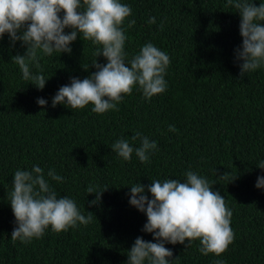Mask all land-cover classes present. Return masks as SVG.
Wrapping results in <instances>:
<instances>
[{"label": "trees", "instance_id": "16d2710c", "mask_svg": "<svg viewBox=\"0 0 264 264\" xmlns=\"http://www.w3.org/2000/svg\"><path fill=\"white\" fill-rule=\"evenodd\" d=\"M259 6L264 0H252ZM132 9L124 23L126 62L151 42L170 57L166 91L151 99L139 86L124 95L118 110L104 114L52 106L59 88L73 77L83 80L97 69L99 45L79 35L71 53L40 55L47 80L43 90L23 79L12 62L26 46L15 44L6 33L0 39V264H127V251L137 237L158 242L143 231L145 213L131 206L130 186H147L152 180H186L189 170L214 183L232 210L234 240L220 256L203 255L200 242L165 243L173 252L171 264H264V189L257 188L264 176V66L241 77L236 49L242 46L241 17L227 0H121ZM63 13H61V17ZM150 17L156 18L150 24ZM134 19L135 26L127 27ZM163 22V30L160 25ZM70 33L71 29H65ZM19 34V33H18ZM83 66L88 67L85 69ZM33 73L39 71L30 65ZM47 101L41 107L37 100ZM173 125L176 131H169ZM139 132L157 148L142 163L133 153L130 161L119 157L111 146ZM44 176L57 197L75 200L92 221L63 232L49 226L42 237L29 243L11 240L17 227L8 193L17 170L33 166ZM63 177L52 180L49 170ZM231 172L229 179L219 176ZM236 179L229 183L232 177ZM89 185L103 191L89 194ZM88 211V212H87ZM178 258V259H177Z\"/></svg>", "mask_w": 264, "mask_h": 264}, {"label": "clouds", "instance_id": "9594fccd", "mask_svg": "<svg viewBox=\"0 0 264 264\" xmlns=\"http://www.w3.org/2000/svg\"><path fill=\"white\" fill-rule=\"evenodd\" d=\"M227 4L241 17L243 41L236 49V58L243 61L239 65L243 77L264 66V3L256 6L252 0H227ZM131 15V7L121 0H0V39L7 33L13 45L16 41L23 42L26 52L13 56L11 61L19 66L23 79L31 81L30 84L40 90L48 80L39 63L41 54L71 53L70 45L78 35L84 41L91 40L101 46L96 50L97 58L102 54L107 63L101 64L96 59L92 66L97 71L88 78L73 77L69 85L61 86L53 97L52 106L65 104L70 109H83L92 104V112L104 114L118 110L123 96L130 95L137 85L146 99L164 93L167 88L165 75L170 57L151 42L145 43L126 62L124 23ZM148 22L155 24L156 18L150 17ZM135 23L134 19L128 20L127 27L132 28ZM67 28L71 29L70 33L65 32ZM160 28L163 30V22ZM30 65L39 71L33 73ZM83 67L88 69L89 66ZM37 103L44 107L47 101L38 98ZM169 131L176 129L169 125ZM131 140H140V146L134 148L129 140L120 138L111 149L126 161H130L135 153L142 163H147L149 153L157 148L156 142L139 132ZM257 166L264 169V161ZM48 176L58 182L63 180L54 169L48 171ZM185 176L184 182L152 180L147 186L151 199L143 184L130 186V205L147 216L142 230L153 233L158 242L137 237L127 251V264H171L173 252L165 247L166 242L175 245L189 241L188 248L198 239L201 254L216 256L227 251L233 242L234 232L230 226L233 213L227 207L225 197L219 191H213L214 183L198 173L189 170ZM230 177L231 172L219 176L220 179ZM235 179L236 176L232 177L229 183ZM12 185L8 200L17 224L11 234L13 241L29 243L42 237L49 226L59 233L92 221L93 213L87 211L88 215H83L75 200L57 197L39 166L34 165L30 171L17 170ZM256 187L264 189V176L258 177ZM106 190L98 191L89 185L88 193L97 194L96 200L90 203L100 202ZM215 264L224 262L217 260Z\"/></svg>", "mask_w": 264, "mask_h": 264}]
</instances>
